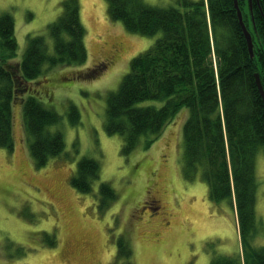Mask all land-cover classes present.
<instances>
[{"label": "rangeland", "instance_id": "obj_1", "mask_svg": "<svg viewBox=\"0 0 264 264\" xmlns=\"http://www.w3.org/2000/svg\"><path fill=\"white\" fill-rule=\"evenodd\" d=\"M61 2L0 0V13H10L14 20L17 51L12 62L21 60L26 34L42 35L52 52L47 26L60 14ZM78 2L85 62L45 69L37 79L44 82L34 86L37 93L22 96L32 93L58 113L59 121L48 129L62 134V152L36 166L23 128L21 102L17 98L11 104L14 146L0 147V264H210L217 255L236 256L240 247L233 206L209 198L200 168L189 176L183 172L186 107L153 141L141 135L129 152L120 134L104 130L108 93L117 89L130 59L160 33L148 36L126 30L121 21L110 19L106 0ZM143 2L179 7L177 0ZM101 63L95 79L75 78L79 71ZM69 104L79 112L74 125L67 115ZM140 104L159 107L163 101ZM82 157L99 165L98 177L85 193L70 182ZM254 161L257 232L252 244L264 247L262 148ZM100 183H107L116 194L101 206ZM118 238L126 242L128 257L117 256Z\"/></svg>", "mask_w": 264, "mask_h": 264}, {"label": "trees", "instance_id": "obj_2", "mask_svg": "<svg viewBox=\"0 0 264 264\" xmlns=\"http://www.w3.org/2000/svg\"><path fill=\"white\" fill-rule=\"evenodd\" d=\"M106 2L110 19L121 21L126 30L160 36L130 59L117 89L108 93L105 132L120 134L123 148L129 152L141 135L153 141L181 107H186L183 172L189 176L200 168L209 198L233 206L239 240L236 256L217 255L210 264H264V247L252 244L257 232L254 158L260 148L264 151V106L254 83L258 72L264 88V0H251V14L246 0H238L239 8H245L243 21L252 37V58L233 0H177L179 7H155L143 0ZM61 8L47 26L52 52L42 35L26 34L19 62L11 61L17 51L13 17L0 13V147L14 146L11 104L19 98L36 166H43L64 148L62 134L48 129L60 116L32 93L22 96L37 93L34 86L44 82L37 79H42L45 69L83 64L87 57L78 0H62ZM103 66L93 65L75 78L95 79ZM150 100L163 104H140ZM67 115L71 124L79 122L75 105L69 104ZM98 170L95 159L82 157L70 180L72 186L90 192ZM115 196L107 183H100V206ZM119 255L129 256L122 238L117 239Z\"/></svg>", "mask_w": 264, "mask_h": 264}, {"label": "water", "instance_id": "obj_3", "mask_svg": "<svg viewBox=\"0 0 264 264\" xmlns=\"http://www.w3.org/2000/svg\"><path fill=\"white\" fill-rule=\"evenodd\" d=\"M250 1L251 0H248V6H249V10L251 11ZM233 6H234L235 11H236L238 24H239V26L241 28L242 34H243V36L245 38V41H246V45H247V50H248L249 56L252 58L253 55H254L253 54L252 37H251L250 32L246 29V26H245V24L243 22L242 13H241V10H240V8L238 6V0H233ZM254 83H255V86L257 88V91H258V93H259V95L261 97V100H262V103H263V106H264V89H263V86L261 84L258 72L254 73Z\"/></svg>", "mask_w": 264, "mask_h": 264}, {"label": "flooded vegetation", "instance_id": "obj_4", "mask_svg": "<svg viewBox=\"0 0 264 264\" xmlns=\"http://www.w3.org/2000/svg\"><path fill=\"white\" fill-rule=\"evenodd\" d=\"M243 10H242V14H243V17H244V13H245V8L243 7L242 8ZM249 27V26H248ZM249 30V29H248ZM250 31V30H249Z\"/></svg>", "mask_w": 264, "mask_h": 264}]
</instances>
